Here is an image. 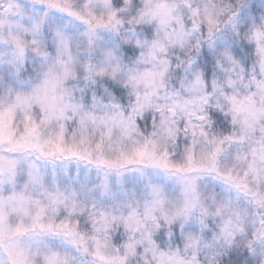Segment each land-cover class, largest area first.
<instances>
[{
	"label": "snow or ice",
	"instance_id": "6c2138e0",
	"mask_svg": "<svg viewBox=\"0 0 264 264\" xmlns=\"http://www.w3.org/2000/svg\"><path fill=\"white\" fill-rule=\"evenodd\" d=\"M0 264H264V0H0Z\"/></svg>",
	"mask_w": 264,
	"mask_h": 264
}]
</instances>
